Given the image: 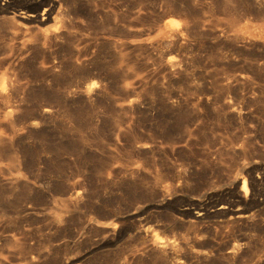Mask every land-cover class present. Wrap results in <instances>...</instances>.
<instances>
[{
  "label": "rangeland",
  "instance_id": "1",
  "mask_svg": "<svg viewBox=\"0 0 264 264\" xmlns=\"http://www.w3.org/2000/svg\"><path fill=\"white\" fill-rule=\"evenodd\" d=\"M67 1L0 11V264H264V0Z\"/></svg>",
  "mask_w": 264,
  "mask_h": 264
},
{
  "label": "bare ground",
  "instance_id": "2",
  "mask_svg": "<svg viewBox=\"0 0 264 264\" xmlns=\"http://www.w3.org/2000/svg\"><path fill=\"white\" fill-rule=\"evenodd\" d=\"M0 1H1L0 11L2 12V14L8 16L7 24L13 29H15L17 33H21L20 38L22 39V42H20L21 40L19 41L22 44V45L20 44L21 46L25 45L26 47V44L32 39H36L40 43L42 42L43 44H45V46H48L49 44L47 45V43L48 42L50 43V41L54 39L53 36L57 37L58 34L60 35V33H62L61 29H63V33H64L67 30H72L74 27L72 20L70 18L71 12L67 0H63V2L62 0H21V1L0 0ZM59 18L61 20V24H62L61 26H55L51 30L48 29V27L47 29L42 27L51 21L53 23H56V21H58ZM22 20H35L34 22L37 24V29L35 31H30L32 29L28 30L27 28L31 26H28L29 24L24 23L25 21ZM20 25L23 26V29L22 27L20 28ZM55 40L57 41V39ZM22 48L23 47H21V50ZM4 90L5 89H3V91ZM242 190H244V192H247L248 190L245 180L242 181ZM202 215H204V213L200 212L197 215V217H200Z\"/></svg>",
  "mask_w": 264,
  "mask_h": 264
}]
</instances>
